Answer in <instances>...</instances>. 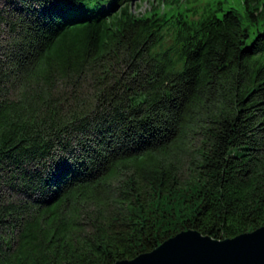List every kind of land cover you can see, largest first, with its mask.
<instances>
[{
	"label": "trees",
	"instance_id": "obj_1",
	"mask_svg": "<svg viewBox=\"0 0 264 264\" xmlns=\"http://www.w3.org/2000/svg\"><path fill=\"white\" fill-rule=\"evenodd\" d=\"M200 1L0 0V264L264 225V0Z\"/></svg>",
	"mask_w": 264,
	"mask_h": 264
},
{
	"label": "water",
	"instance_id": "obj_2",
	"mask_svg": "<svg viewBox=\"0 0 264 264\" xmlns=\"http://www.w3.org/2000/svg\"><path fill=\"white\" fill-rule=\"evenodd\" d=\"M114 264H264V225L224 239L183 230L150 252Z\"/></svg>",
	"mask_w": 264,
	"mask_h": 264
},
{
	"label": "rangeland",
	"instance_id": "obj_3",
	"mask_svg": "<svg viewBox=\"0 0 264 264\" xmlns=\"http://www.w3.org/2000/svg\"><path fill=\"white\" fill-rule=\"evenodd\" d=\"M158 0H131V8L133 12H141L144 13L146 10H150L152 3L156 4ZM245 26L249 28L251 38H254L257 31L263 26L258 25L256 23H250V25L247 22H244Z\"/></svg>",
	"mask_w": 264,
	"mask_h": 264
}]
</instances>
